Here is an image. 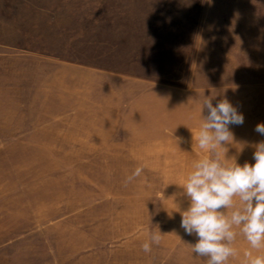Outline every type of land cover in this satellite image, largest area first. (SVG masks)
I'll use <instances>...</instances> for the list:
<instances>
[{
    "label": "rangeland",
    "instance_id": "1",
    "mask_svg": "<svg viewBox=\"0 0 264 264\" xmlns=\"http://www.w3.org/2000/svg\"><path fill=\"white\" fill-rule=\"evenodd\" d=\"M93 69L169 89L163 132L180 139H92L83 92ZM205 97L244 115L222 161L254 163L264 0H0V264H206L179 211L180 185L210 155L192 134ZM247 246L238 235L228 264H244Z\"/></svg>",
    "mask_w": 264,
    "mask_h": 264
},
{
    "label": "clouds",
    "instance_id": "2",
    "mask_svg": "<svg viewBox=\"0 0 264 264\" xmlns=\"http://www.w3.org/2000/svg\"><path fill=\"white\" fill-rule=\"evenodd\" d=\"M203 109L207 115L202 116L199 131L191 132L198 148L210 155L196 161L180 185L188 201L183 211L175 203L181 215L180 228L195 237L191 250L205 258L206 264H228L236 257L238 235L249 245L244 264H264V141L255 145L254 163L222 161L218 149L228 151L226 145L234 141L230 126L242 125L244 115L226 98L214 106L212 98L205 97ZM255 131L264 136V123H258ZM142 171L143 166L137 167L126 184ZM161 235L160 231L152 233L150 242L143 243V251L149 253L152 244L160 243Z\"/></svg>",
    "mask_w": 264,
    "mask_h": 264
},
{
    "label": "crops",
    "instance_id": "3",
    "mask_svg": "<svg viewBox=\"0 0 264 264\" xmlns=\"http://www.w3.org/2000/svg\"><path fill=\"white\" fill-rule=\"evenodd\" d=\"M92 72L97 80L91 85L85 84L83 92V110L85 117L90 118L85 124L94 127L85 132L101 135L92 139L113 142L180 139V136H165L163 132L165 108L172 105L164 100L163 94L169 89L116 71L93 69ZM151 129H155V133ZM123 149L134 148L132 144H126ZM241 249L244 254L249 246Z\"/></svg>",
    "mask_w": 264,
    "mask_h": 264
}]
</instances>
